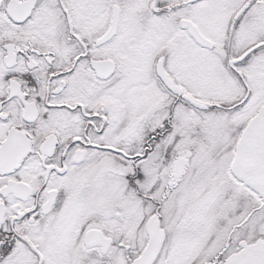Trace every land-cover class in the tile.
I'll return each instance as SVG.
<instances>
[{
	"label": "snow or ice",
	"instance_id": "6c2138e0",
	"mask_svg": "<svg viewBox=\"0 0 264 264\" xmlns=\"http://www.w3.org/2000/svg\"><path fill=\"white\" fill-rule=\"evenodd\" d=\"M0 264H264V0H0Z\"/></svg>",
	"mask_w": 264,
	"mask_h": 264
}]
</instances>
